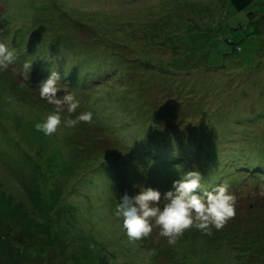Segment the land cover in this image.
<instances>
[{"label": "rangeland", "instance_id": "obj_1", "mask_svg": "<svg viewBox=\"0 0 264 264\" xmlns=\"http://www.w3.org/2000/svg\"><path fill=\"white\" fill-rule=\"evenodd\" d=\"M0 39L20 54L0 73V264H264V176L245 169L228 185L235 215L211 235L169 244L154 226L130 240L114 215L140 185L172 188L149 156L185 171L197 140L207 159L264 149V0H0ZM52 67L80 99L73 117L93 118L45 136L35 125L54 106L37 88ZM242 228L257 242L230 243Z\"/></svg>", "mask_w": 264, "mask_h": 264}, {"label": "clouds", "instance_id": "obj_2", "mask_svg": "<svg viewBox=\"0 0 264 264\" xmlns=\"http://www.w3.org/2000/svg\"><path fill=\"white\" fill-rule=\"evenodd\" d=\"M19 52L10 41L0 39V73L17 63ZM33 60H25L20 75L25 80L32 71ZM66 75V74H65ZM62 76L55 67L41 79L38 85L39 96L54 110L44 120L38 122L37 131L45 136L57 132L63 123L65 127H75L80 122L90 123L93 114L80 112L73 117L80 107V99L67 86L61 83ZM63 91L62 96L57 93ZM66 113V114H65ZM179 170V169H178ZM203 175L197 169L180 174L172 182V188L162 193L159 189L139 186V192L130 196L125 193L116 204L114 215L121 221V227L130 240L147 237L154 226L160 229V235L167 237L168 243H175V237L186 229L195 227L202 233L211 235L212 230L221 229L226 221L235 215V195L226 184L214 189L202 186ZM201 189V192H197ZM161 200L166 201L161 205Z\"/></svg>", "mask_w": 264, "mask_h": 264}, {"label": "trees", "instance_id": "obj_3", "mask_svg": "<svg viewBox=\"0 0 264 264\" xmlns=\"http://www.w3.org/2000/svg\"><path fill=\"white\" fill-rule=\"evenodd\" d=\"M233 6L235 7V9L237 10H241L243 9L245 6H247L251 0H231ZM69 79V78H68ZM68 81V80H65ZM84 81V80H83ZM127 102V101H126ZM121 101V104L123 105V109L125 108V110H127L128 107V103ZM165 129H163L162 131H164ZM182 135V134H181ZM187 137H191L190 134H187ZM197 146H196V152L197 155L195 154V157L191 159V163H193L192 168H197L199 169V171L201 172V174L203 175L202 177V186L206 189H214L216 187V185H220V184H226L227 186L230 183H234V182H241L242 180H244L246 178V176H248V174H245L243 176H237V171L236 169H239V172H243L245 169L247 171V173H250V175H252L253 177H256L257 179L264 176V149L261 151H258L257 153H253L250 157L244 156V157H239V158H234L233 160L228 159L226 156H224L223 154H218V155H214V157L210 156L209 159H207L206 155H208V153H205V157H202L201 155V150L205 149L207 150L206 147H204L205 142H203L202 140H197ZM181 151H186V155L189 156L188 150H195L191 147H189V145H187V143L185 144L183 142ZM167 148V147H166ZM170 148H173V146H171ZM143 150V148H142ZM153 151L155 153V155H157L158 151L157 148H155V150L153 148H149V150H143L144 154H138V155H143L145 156L146 154L150 155V153ZM171 151V149H170ZM168 152L165 151L163 152V155L160 158V162L159 159L155 160V159H151V157H148V161L151 162V160H154V167L158 168V165H166L168 164L169 166H171V177L172 179L177 178L179 179L180 174L182 172H186L189 171L190 169H186L184 171V166L182 162H175V160H177L178 158L172 154V155H168ZM172 152H170L169 154H171ZM162 154V153H161ZM154 155V156H155ZM168 155V156H167ZM212 157V158H211ZM202 158V159H201ZM145 159V158H143ZM202 163H199L198 161L203 160ZM146 161V159H145ZM212 161V163L210 162ZM228 161V162H227ZM215 162L217 163V168L216 171L211 167V165L215 164ZM158 163V164H156ZM210 163V164H209ZM136 164V162L134 163ZM179 169V170H178ZM158 171H161L160 169H156ZM192 170V169H191ZM221 171V172H220ZM223 173V174H222ZM174 177H173V176ZM224 175H226L224 177ZM254 178V180L256 179ZM216 182V183H215ZM198 193L201 192V189H197L196 190ZM248 228V227H247ZM244 229L242 228L241 232H235L233 234H227L226 237H228L230 239V243H232L233 238L238 237L237 242H245V243H250V242H257L255 240V238H253L252 236H256V234H250L251 233V229ZM239 233V236H236ZM261 234L264 235V233L262 232ZM254 239V241H253ZM215 240H218V238L216 237ZM219 244V243H216ZM220 245V244H219ZM223 245V244H222Z\"/></svg>", "mask_w": 264, "mask_h": 264}]
</instances>
